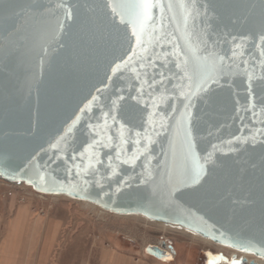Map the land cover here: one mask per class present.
Returning a JSON list of instances; mask_svg holds the SVG:
<instances>
[{"label": "water", "instance_id": "1", "mask_svg": "<svg viewBox=\"0 0 264 264\" xmlns=\"http://www.w3.org/2000/svg\"><path fill=\"white\" fill-rule=\"evenodd\" d=\"M57 2L59 0H0L7 5L0 8V180L22 184L43 195L87 202L113 215L141 216L151 222L182 228L235 253L264 260V244L260 242L264 238V143H261L264 137L257 135L255 143L249 140L241 144L233 139L251 137L256 129L264 128V124L258 122L264 120L259 104V100L264 99V92L259 88L252 99L257 103L255 119L251 112H244L241 107L246 103L247 95L243 87L229 88L222 82L224 86L217 90V103L211 109H205L199 100H194L197 107L193 111L203 121L198 133L203 137L199 154L204 155V150L211 151V144L220 146L221 151L214 153L211 164L205 165L208 174L205 182L181 188L183 195L177 196L175 211L165 214L148 206L147 190L131 179L139 174L140 167L135 171L128 165L117 167L119 179L129 181V186L122 187L119 193L115 191L117 177L113 176L111 187L105 184L103 191L99 186L87 185L78 195H70L71 188L67 185L70 182L83 184L84 178L77 177L72 181L63 165L52 166L45 175L62 181L64 187L28 182L34 180L32 172L21 169L30 154L40 152L43 147L48 149L50 156L54 150L49 141H54L64 131L66 122L71 123L74 114H79V109L97 95V88L104 90L105 95L115 88L117 95L124 98V107H120L117 96H111L119 109L113 114L126 126L137 122V113L130 107L137 103L129 98V93L132 97L137 96L131 84H122L119 79L113 83L105 78L106 71L111 75L109 61L120 55V45L103 18L105 11L111 15L110 10L97 7L105 0H66L68 5L75 6L76 15L62 27H57L55 16L45 11ZM37 4L44 7L38 8ZM199 4L203 5L201 11H206L209 18L208 32L220 47H224L225 39L231 41L235 36L239 41L244 37L245 48L251 46L250 52L259 55L260 49L256 45L260 43L258 29L264 20V0H199ZM39 13H44L43 23L50 24L55 30L54 38H47V42L35 31L40 23ZM60 18L63 19L62 14ZM200 26L204 27L203 24ZM245 59L259 64L252 55ZM257 75H260L259 68ZM102 79L103 84L100 83ZM120 88L124 91H119ZM140 107H143L142 103ZM95 112L96 116H101L98 109ZM81 117L86 128L89 121L85 115L81 114ZM103 122L101 118L100 123ZM108 122L112 123L111 120ZM119 127L120 124H116L113 131ZM73 134L75 143L71 148L82 152L87 133L74 130ZM164 143L166 146L167 142ZM71 148L67 150L68 155L72 154ZM230 148L235 150L229 151ZM153 155L161 163L165 160L159 145ZM46 160L48 156L41 154L40 163ZM189 215L202 219L190 222L184 218ZM165 248V242H161L147 247L146 253L162 258ZM169 249L172 251V247ZM233 260H236L235 254L231 256ZM239 261L247 263L242 257Z\"/></svg>", "mask_w": 264, "mask_h": 264}, {"label": "snow or ice", "instance_id": "2", "mask_svg": "<svg viewBox=\"0 0 264 264\" xmlns=\"http://www.w3.org/2000/svg\"><path fill=\"white\" fill-rule=\"evenodd\" d=\"M4 7L7 5L0 3V8ZM37 7L44 6L37 4ZM97 7L110 10V16L108 11L104 12V22L120 45V55L113 56L108 64L111 75L106 71L105 78L113 83L119 79L122 84H131L137 96L132 97L129 93V98L137 103L130 107L137 113V122L126 126L113 114L119 109L111 96H117L121 101L120 107H124V98L117 95L115 88L107 95L97 88V95L79 109V114H74L71 123L66 122L64 131L54 141H49L50 148L54 150L51 155L48 149L41 147L40 152L30 154L21 171L32 172L34 180H29V183L64 187L62 181L45 175L52 166L63 165L72 181L77 177L84 178L83 184L70 182L67 185L71 188L70 195H78L87 185L99 186L101 191L105 184L111 187L113 176L117 177L115 191L119 193L122 187L129 186V181L119 179L117 167L128 165L133 171L140 167L139 174L131 179L147 190L148 206L167 214L170 210L175 211L177 196L183 195L181 188L201 185L208 179L205 165L211 164L214 153L221 151L220 146L211 144V151L204 150V155L199 154L203 137L198 133L203 121L193 111L197 107L194 100H199L205 109H211L217 103V90L224 83L229 88L243 87L247 95L246 103L241 107L244 112H251L253 119L257 117V103L252 99L257 88L264 92V20L258 29L260 43L256 47L260 52L256 56L250 52L251 46L245 48L244 37L239 41L235 36L231 41L225 39L224 47L213 41L208 32L209 18L206 11H201L203 5L199 0H105ZM45 11L55 16L57 27L64 26L65 21L74 19L76 15L75 6L68 5L66 0H59ZM38 15L40 23L35 31L47 42V38H54L55 30L50 24L43 23L44 13ZM248 55H252L259 64L245 59ZM258 68L260 75H257ZM100 83L103 84L104 80ZM141 103L143 107H140ZM259 104L262 106L260 115H264V99L259 100ZM95 109L101 116H96ZM81 114L89 121L86 128ZM101 118L103 124L100 123ZM93 120L96 123H91ZM258 122L264 124V120ZM118 123L120 127L114 132L113 128ZM74 130L87 133L82 152L71 148L75 143ZM257 135L264 137V128L256 129L251 137L233 139L237 144L249 140L255 143ZM157 145L165 157L163 163L153 155ZM69 148L71 155H68ZM41 154L48 156L44 163H40ZM184 218L190 222L202 219L194 215ZM260 242L264 244V238Z\"/></svg>", "mask_w": 264, "mask_h": 264}, {"label": "rangeland", "instance_id": "3", "mask_svg": "<svg viewBox=\"0 0 264 264\" xmlns=\"http://www.w3.org/2000/svg\"><path fill=\"white\" fill-rule=\"evenodd\" d=\"M0 197L12 198L17 204H27L38 216L59 212L66 219L65 232L72 238L69 242L77 241L81 246L92 242L99 247L119 244L142 248L165 242L174 248L176 259L185 264H233L232 255H229L232 250L205 241L184 229L163 226L141 216L113 215L87 202L43 195L22 184L1 180Z\"/></svg>", "mask_w": 264, "mask_h": 264}, {"label": "crops", "instance_id": "4", "mask_svg": "<svg viewBox=\"0 0 264 264\" xmlns=\"http://www.w3.org/2000/svg\"><path fill=\"white\" fill-rule=\"evenodd\" d=\"M66 223L59 212L38 216L27 204L0 197V264H185L166 243L157 258L146 248L160 242L142 248L69 242Z\"/></svg>", "mask_w": 264, "mask_h": 264}, {"label": "bare ground", "instance_id": "5", "mask_svg": "<svg viewBox=\"0 0 264 264\" xmlns=\"http://www.w3.org/2000/svg\"><path fill=\"white\" fill-rule=\"evenodd\" d=\"M162 224V223H161ZM163 226H167V225H165V224H162ZM182 229V228H181ZM194 234V233H193ZM194 235H196V236H198V237H200V238H202L201 236H199V235H197V234H194ZM202 239H204L205 241H208V242H212V241H210V240H208V239H205V238H202ZM213 243V242H212ZM166 245V244H165ZM220 247H222V246H220ZM166 248H167V246H166ZM233 255V254H235V256H236V258H240V257H242V258H245L246 259V262H252V263H255V264H264V260L263 259H260V258H258V257H255V256H252V255H248V254H243V253H234V252H232L231 251V253L229 254V255Z\"/></svg>", "mask_w": 264, "mask_h": 264}, {"label": "flooded vegetation", "instance_id": "6", "mask_svg": "<svg viewBox=\"0 0 264 264\" xmlns=\"http://www.w3.org/2000/svg\"><path fill=\"white\" fill-rule=\"evenodd\" d=\"M172 251H174V250L172 249ZM232 262H234V264H246V263H243V262H240V261H237V260H233Z\"/></svg>", "mask_w": 264, "mask_h": 264}, {"label": "built area", "instance_id": "7", "mask_svg": "<svg viewBox=\"0 0 264 264\" xmlns=\"http://www.w3.org/2000/svg\"><path fill=\"white\" fill-rule=\"evenodd\" d=\"M24 187H26V186H24ZM232 255V254H231ZM231 257V256H230ZM241 258V257H240ZM240 258H237L236 260H239ZM250 262H247V264H249Z\"/></svg>", "mask_w": 264, "mask_h": 264}, {"label": "trees", "instance_id": "8", "mask_svg": "<svg viewBox=\"0 0 264 264\" xmlns=\"http://www.w3.org/2000/svg\"><path fill=\"white\" fill-rule=\"evenodd\" d=\"M234 264V262H232Z\"/></svg>", "mask_w": 264, "mask_h": 264}]
</instances>
